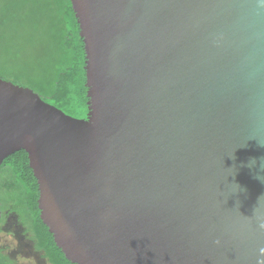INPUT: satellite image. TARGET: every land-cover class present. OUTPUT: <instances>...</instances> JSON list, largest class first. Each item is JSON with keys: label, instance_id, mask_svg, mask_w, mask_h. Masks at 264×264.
<instances>
[{"label": "water", "instance_id": "95a60500", "mask_svg": "<svg viewBox=\"0 0 264 264\" xmlns=\"http://www.w3.org/2000/svg\"><path fill=\"white\" fill-rule=\"evenodd\" d=\"M72 4L88 115L0 77V166L28 153L41 219L73 263L256 264L264 0Z\"/></svg>", "mask_w": 264, "mask_h": 264}, {"label": "trees", "instance_id": "16d2710c", "mask_svg": "<svg viewBox=\"0 0 264 264\" xmlns=\"http://www.w3.org/2000/svg\"><path fill=\"white\" fill-rule=\"evenodd\" d=\"M28 2L35 3L37 11H44L45 17L53 22L55 34L50 53L51 65L39 76L28 77L25 80L16 77L11 81L31 87L45 101L71 116L86 118L89 112L86 51L72 0H28ZM16 25L21 23L9 21L5 6L0 1V34L8 27L12 28ZM2 39L3 36L0 42ZM14 190L16 191L14 210L17 211L34 247L44 253L49 264H76L66 258L48 226L41 219L38 206L39 185L30 167L28 153L24 149L9 155L0 166L1 217H4L7 209L6 192ZM10 261L8 256L0 255V264H10Z\"/></svg>", "mask_w": 264, "mask_h": 264}, {"label": "rangeland", "instance_id": "374dc122", "mask_svg": "<svg viewBox=\"0 0 264 264\" xmlns=\"http://www.w3.org/2000/svg\"><path fill=\"white\" fill-rule=\"evenodd\" d=\"M5 6L9 21H19L21 25L8 27L0 34V77L14 80L19 77L25 80L45 72L51 65V47L54 40L53 22L38 12L35 3L28 0H0ZM18 8V9H17ZM16 9V11H14ZM23 82V81H22ZM5 181V180H4ZM7 193V209L4 217L6 227L14 229L19 239V248L6 256L14 258L17 252L25 256H34L37 264H49L44 253L36 251L33 241L27 234L15 207L16 191Z\"/></svg>", "mask_w": 264, "mask_h": 264}, {"label": "clouds", "instance_id": "9594fccd", "mask_svg": "<svg viewBox=\"0 0 264 264\" xmlns=\"http://www.w3.org/2000/svg\"><path fill=\"white\" fill-rule=\"evenodd\" d=\"M6 225V217H0V255H6L12 251H16L20 244L14 229H9ZM260 227L264 229V224H261ZM216 243L219 244V240ZM35 250L39 251L38 248ZM10 264H37V260L34 256L29 257L17 252L16 256L11 259ZM256 264H264V247L259 249Z\"/></svg>", "mask_w": 264, "mask_h": 264}]
</instances>
